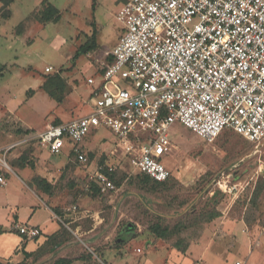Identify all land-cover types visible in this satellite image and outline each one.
<instances>
[{"label":"rangeland","instance_id":"obj_1","mask_svg":"<svg viewBox=\"0 0 264 264\" xmlns=\"http://www.w3.org/2000/svg\"><path fill=\"white\" fill-rule=\"evenodd\" d=\"M41 1L0 2V147L86 113V78L122 27L115 16L124 0H47L61 12L47 24L36 19ZM46 79L59 101L42 88ZM170 134L162 162L173 177L161 185L142 181L132 165L135 144L106 129L81 144L86 164L68 160L67 147L57 154L24 149L30 142L15 147L0 185V224L9 233L12 215L27 218L38 197L65 230L61 244L47 235L21 264H254L252 256L264 264V139L253 144L226 131L208 141L179 125ZM102 162L115 168V189L106 193L90 180ZM11 231L0 238L1 257L15 246Z\"/></svg>","mask_w":264,"mask_h":264},{"label":"built area","instance_id":"obj_2","mask_svg":"<svg viewBox=\"0 0 264 264\" xmlns=\"http://www.w3.org/2000/svg\"><path fill=\"white\" fill-rule=\"evenodd\" d=\"M115 18L123 31L86 78L89 110L0 147V185L15 147H67V158L86 164L81 144L99 129L133 142V168L158 182L173 176L162 157L175 125L208 141L225 129L264 139V0H124ZM114 170L100 163L90 174L100 193L115 189ZM15 228L38 236L27 224Z\"/></svg>","mask_w":264,"mask_h":264},{"label":"crops","instance_id":"obj_3","mask_svg":"<svg viewBox=\"0 0 264 264\" xmlns=\"http://www.w3.org/2000/svg\"><path fill=\"white\" fill-rule=\"evenodd\" d=\"M122 31H123V27H121L119 34L115 40V43L118 40ZM94 74H95V71H94ZM68 160L70 159L68 158ZM36 198H37L36 202H34L32 205H30L27 208V218L24 217L22 220L19 221V215L13 212L14 214L12 215V218L14 220V226H12V224L9 225V228H10L9 233L6 232V229H4L2 224H0V233H2V235H0V238L6 234H10V232H13L11 231V228L12 229L14 228V230L16 231L14 233L17 235L15 246L10 248L6 254L4 255L2 254V257L0 256V260L9 262L11 264L20 262L23 259V251L33 252L39 245L43 243L47 235H51L59 231L60 224H59L57 215L54 213L53 209L46 202L41 201L38 197ZM13 207L14 206H11L10 209H12ZM40 212L46 213L49 217L46 220L34 221L32 219L33 216L37 215ZM18 224H27L29 226L35 227L38 230V236L34 238H26V237L24 238L23 236L18 234L15 228V226ZM48 226L50 227V229L46 231V228ZM255 257L256 256H252L254 264L257 263V262L255 263L254 261V259H257Z\"/></svg>","mask_w":264,"mask_h":264},{"label":"trees","instance_id":"obj_4","mask_svg":"<svg viewBox=\"0 0 264 264\" xmlns=\"http://www.w3.org/2000/svg\"><path fill=\"white\" fill-rule=\"evenodd\" d=\"M14 0H0V2H1V5H2V7H4V8H7V6H9L12 2H13ZM8 14H6V16H7ZM60 16H61V12H60V10L57 8V7H55L52 3H50L49 1H47V0H42L41 2H40V4H39V9H38V13L36 14V19L40 22V23H42V24H47V23H50V22H56V21H58L59 19H60ZM59 78L58 76H57V74H54V75H51V76H49V78L48 79H50V78ZM48 79H46L44 82H43V84H42V88L47 92V94L50 96V97H52V98H54V99H56L57 101H59V98H55L56 96H55V94L50 90V88H49V80ZM61 121H63V120H53L52 122H54V123H57V122H61ZM231 132V133H234V132H232L231 130H229V129H225V130H223L221 133H224V132ZM235 134V133H234ZM236 135H238V134H236ZM238 136H240V135H238ZM241 138H243L242 136H240ZM245 141H247L245 138H243ZM247 142H249V141H247ZM250 143H252V142H250ZM254 144V143H253ZM30 145L31 144H28L27 146L26 145H24V149H27V148H29L30 147ZM88 157H89V155H88ZM18 158H20L21 160H25L26 159V157L25 156H23V155H20V156H18ZM103 163V162H102ZM12 164V163H11ZM31 166H33L32 164H31ZM139 174H141V176H142V181H144L145 183H147V182H151L153 185H161V184H164L165 182H167L168 180H170L173 176H171V177H169L167 180H165V181H163V182H158V181H155V180H153L152 178H150L149 176H147L146 174H143V173H139ZM109 177L113 180V182H114V184H115V170L112 172V173H110L109 174ZM91 186H92V188H94L98 193H100L99 192V190H98V188H97V185L93 182V181H91ZM53 211H54V213L57 215V216H59V214L57 213V211H55L54 209H53ZM65 230H62V231H60V232H56V233H53V234H51V235H49L51 238H53V239H56V245H59V244H61V242L64 240V238H60V236H62V233L64 232ZM153 232L155 233V234H157V233H159L158 232V230H156V228L154 227L153 228ZM157 235H159V234H157ZM31 255V252H26V251H23V260L25 259V258H27L28 256H30ZM23 260H21L20 262H17V263H15V264H21V262L23 261ZM70 259H67V258H58L57 260H55L52 264H70ZM8 264H11V263H9L8 262Z\"/></svg>","mask_w":264,"mask_h":264},{"label":"bare ground","instance_id":"obj_5","mask_svg":"<svg viewBox=\"0 0 264 264\" xmlns=\"http://www.w3.org/2000/svg\"><path fill=\"white\" fill-rule=\"evenodd\" d=\"M219 185L222 186V187H224V184L223 183H219ZM224 189H225V187H224Z\"/></svg>","mask_w":264,"mask_h":264}]
</instances>
